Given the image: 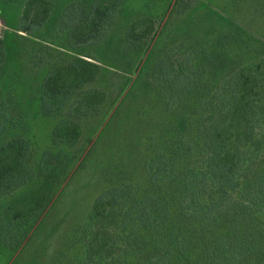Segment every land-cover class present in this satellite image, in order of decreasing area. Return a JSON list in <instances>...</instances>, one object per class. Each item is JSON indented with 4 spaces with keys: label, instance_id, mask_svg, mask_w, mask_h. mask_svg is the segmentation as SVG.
<instances>
[{
    "label": "trees",
    "instance_id": "obj_1",
    "mask_svg": "<svg viewBox=\"0 0 264 264\" xmlns=\"http://www.w3.org/2000/svg\"><path fill=\"white\" fill-rule=\"evenodd\" d=\"M15 4L18 24L0 36V194L15 193L2 221L42 218L140 82L147 95L171 94L170 132L148 141V190L129 180L96 197L85 264L264 255V35L196 0H0V15ZM168 35L176 42L156 55ZM41 119L55 125L38 150ZM238 226L246 232L220 238ZM132 237L137 252L123 247Z\"/></svg>",
    "mask_w": 264,
    "mask_h": 264
},
{
    "label": "rangeland",
    "instance_id": "obj_2",
    "mask_svg": "<svg viewBox=\"0 0 264 264\" xmlns=\"http://www.w3.org/2000/svg\"><path fill=\"white\" fill-rule=\"evenodd\" d=\"M196 1L208 6L209 16L215 18V14H218L229 17L251 32L264 35V0ZM161 5L165 7V4ZM21 12L22 6L15 4L0 15V36L9 26L18 24ZM172 16L173 19H184V15L180 16L178 12ZM196 25V31L201 32L198 21L193 28ZM174 40L173 35H168L163 48L161 46L156 55L160 56V52L176 42ZM170 97L171 94L161 96L156 91L147 95L140 82L134 85L128 95L115 104L117 106L121 102V105L111 109L105 124L92 136L91 144L86 146L88 154L72 171L41 219L37 222L2 221L0 214V264H85V244L93 228L89 225L90 211L96 197L108 188L129 180L135 181L140 189H149L147 161L157 150L151 148L148 141L153 137L166 139L168 136L171 116L166 111ZM54 125L52 119H41L36 123L35 142L38 150L48 145V135ZM6 191L0 194V213L6 199L15 194ZM245 232L246 228L242 226L227 228L220 238ZM261 237L260 251H264V236ZM137 240L139 238L132 237L128 242L124 238L123 247L137 252ZM121 254V260L115 264L129 261L124 253ZM196 255L201 263L206 261L202 257L205 255L202 250H197ZM147 259L148 255H133L129 264H145ZM192 259H195L194 256ZM209 259L210 256L207 264H212ZM248 262L264 264V255H249Z\"/></svg>",
    "mask_w": 264,
    "mask_h": 264
}]
</instances>
